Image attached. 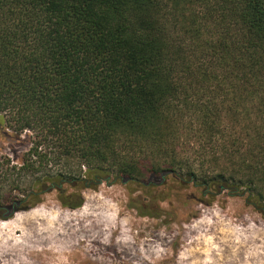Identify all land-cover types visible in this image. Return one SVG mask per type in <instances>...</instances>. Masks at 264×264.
Listing matches in <instances>:
<instances>
[{
    "label": "trees",
    "instance_id": "1",
    "mask_svg": "<svg viewBox=\"0 0 264 264\" xmlns=\"http://www.w3.org/2000/svg\"><path fill=\"white\" fill-rule=\"evenodd\" d=\"M0 118V208L170 174L264 216V0H0Z\"/></svg>",
    "mask_w": 264,
    "mask_h": 264
},
{
    "label": "rangeland",
    "instance_id": "2",
    "mask_svg": "<svg viewBox=\"0 0 264 264\" xmlns=\"http://www.w3.org/2000/svg\"><path fill=\"white\" fill-rule=\"evenodd\" d=\"M28 137L0 118V157L16 161ZM57 197L0 219V264H264V216L241 197L205 196L170 174L101 183L74 210Z\"/></svg>",
    "mask_w": 264,
    "mask_h": 264
},
{
    "label": "flooded vegetation",
    "instance_id": "3",
    "mask_svg": "<svg viewBox=\"0 0 264 264\" xmlns=\"http://www.w3.org/2000/svg\"><path fill=\"white\" fill-rule=\"evenodd\" d=\"M20 203L18 204V206L14 205L13 209H7V206L1 207L0 208V219L1 220H10L16 213L19 212H25L28 210H24L23 208L19 207ZM34 212V211H33ZM30 212L27 216L30 217V219H32V213ZM39 219V218H38ZM18 226V225H17Z\"/></svg>",
    "mask_w": 264,
    "mask_h": 264
},
{
    "label": "bare ground",
    "instance_id": "4",
    "mask_svg": "<svg viewBox=\"0 0 264 264\" xmlns=\"http://www.w3.org/2000/svg\"><path fill=\"white\" fill-rule=\"evenodd\" d=\"M37 215H39V214H38V211H34V212L32 213V216H34V217L37 216ZM5 224H6V223H5ZM5 224H3V225H5ZM10 224H11V223H10ZM17 224H18V223H17ZM17 224H16V225H17ZM8 225H9V224H8ZM18 225H19V224H18ZM11 226H12V225H11ZM11 226H10V227H11ZM5 228H6V227H5ZM16 241H18V239H16L15 242H16Z\"/></svg>",
    "mask_w": 264,
    "mask_h": 264
},
{
    "label": "water",
    "instance_id": "5",
    "mask_svg": "<svg viewBox=\"0 0 264 264\" xmlns=\"http://www.w3.org/2000/svg\"><path fill=\"white\" fill-rule=\"evenodd\" d=\"M123 182H125V181H123ZM14 205H15V206H18V203H14V204H12V205H10V206H7L6 208H7V209H13V208H14Z\"/></svg>",
    "mask_w": 264,
    "mask_h": 264
}]
</instances>
